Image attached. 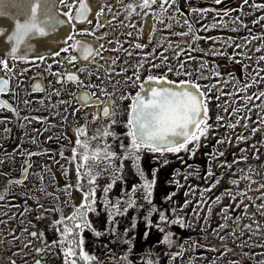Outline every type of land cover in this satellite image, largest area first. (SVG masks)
Wrapping results in <instances>:
<instances>
[{
	"label": "flooded vegetation",
	"instance_id": "af4514ba",
	"mask_svg": "<svg viewBox=\"0 0 264 264\" xmlns=\"http://www.w3.org/2000/svg\"><path fill=\"white\" fill-rule=\"evenodd\" d=\"M30 3L0 0V264H80L76 240L95 231L90 220L104 231L133 225L140 157L151 199L167 190L177 205L173 224L160 225L180 245L165 262L264 264V0H85L82 20L79 0H40L66 21L43 35L52 45L28 53V38L3 51ZM146 76L198 86L199 139L177 151L128 148V106ZM126 200L130 216L109 210Z\"/></svg>",
	"mask_w": 264,
	"mask_h": 264
},
{
	"label": "snow or ice",
	"instance_id": "6c2138e0",
	"mask_svg": "<svg viewBox=\"0 0 264 264\" xmlns=\"http://www.w3.org/2000/svg\"><path fill=\"white\" fill-rule=\"evenodd\" d=\"M128 7L132 8V5L130 4ZM69 10L71 11V5ZM87 11L88 5L85 0H79V7L75 9V18L84 19ZM2 14L8 15V13ZM64 15L69 16V13L66 12ZM71 19L72 17L69 16V21ZM64 23L66 21L50 14L48 9L40 3V0H31L30 13L27 18L23 21L16 20L14 27L6 38L11 42V50L15 53L17 47L27 38L44 35L46 31H53L56 25ZM5 31L4 27H0V33ZM79 44V41H74L71 47L77 48ZM90 51L88 45L83 46L84 55H87ZM72 59H76V57L73 56ZM3 63L4 61H0V64ZM72 78L74 79V77ZM164 79L163 76H146L144 81L141 82L140 89L132 98V103L128 106L127 121L128 136L130 138L129 149L136 150L146 146L153 151H163L164 146H168V150L177 151L179 148H183L189 140L199 139L200 134L207 128V124L204 122L207 116V106L204 103L203 93L198 91V86L195 91L186 86L190 83L189 81H181L179 89L163 85L157 86L155 82ZM4 84H6V81L0 80V91L5 90ZM107 110L105 108L106 112ZM176 137L181 139L177 141ZM77 143L79 144L80 141L78 140ZM75 151L74 148L73 152L75 153ZM108 155L112 156L115 153L109 152ZM84 159L85 156H81V160ZM145 187L150 191L147 181H145ZM105 191H107V188ZM88 195L89 193H84L85 198ZM87 203V199L82 200L79 207L83 209ZM164 218L163 213H161V219ZM109 219H111V216H109ZM55 223L60 222L56 221ZM77 227H79V223H77ZM70 232H72V229L66 226L64 233L61 235L65 236ZM67 243L71 245L72 241ZM63 251L67 257L74 255L72 247L64 248ZM79 254L87 261L88 257L82 248ZM71 264H76V261L72 260Z\"/></svg>",
	"mask_w": 264,
	"mask_h": 264
},
{
	"label": "rangeland",
	"instance_id": "374dc122",
	"mask_svg": "<svg viewBox=\"0 0 264 264\" xmlns=\"http://www.w3.org/2000/svg\"><path fill=\"white\" fill-rule=\"evenodd\" d=\"M148 167L147 159L140 157V165L137 171L139 175L138 203L135 206V208L137 207L136 213L138 218L136 221H133L134 224L131 225L129 221H123L119 224L116 222L115 225L113 224V227H109L108 225L106 231H104L105 229L97 221L90 220V224L87 227L90 230H95L96 233H94L95 231L89 232V230H85L83 235L76 240L78 243H76L75 251H80L82 248L88 257L87 261L79 260L80 264L82 262H85V264H154L151 258L148 259L147 256L162 244L161 239L164 237H160V225L165 222L167 223V221L173 224L175 220L173 214L177 210V205L167 203L169 198L168 191H159L158 188H156V197L152 198V202L151 190L149 191L145 187V181L148 180ZM127 191L130 192V189ZM117 204L119 206H110L109 210L114 207L115 212L122 207V209L129 211L127 217L130 216L132 213L130 202L127 203L126 200L121 204L118 201ZM161 213H163L164 219H161ZM132 226L135 227L134 231L131 230ZM100 230L103 232L100 233ZM124 231L125 233H123ZM120 238H123V240ZM132 238L136 246L134 247L133 245L134 250L130 252L133 244ZM188 243H192L189 238L185 244L188 245ZM190 250H192L191 247L184 253ZM190 260L192 263H186L195 264L192 259ZM156 264H180V260L177 259V256L166 262L165 258H161Z\"/></svg>",
	"mask_w": 264,
	"mask_h": 264
},
{
	"label": "water",
	"instance_id": "95a60500",
	"mask_svg": "<svg viewBox=\"0 0 264 264\" xmlns=\"http://www.w3.org/2000/svg\"><path fill=\"white\" fill-rule=\"evenodd\" d=\"M35 37L31 36L29 37V40L28 38V42L30 43H27L26 45L23 44L22 47H24V51L25 52H28V53H42L43 51H45V49H48L52 43L48 42L47 40H45L44 36L43 35H38V43L37 42H33ZM21 45V44H20ZM11 45H2V50L5 51V52H10L11 51ZM19 47V46H18ZM157 84V86H165V87H175L177 89H179L181 87V85H175V84H171V83H167V82H164V81H160V82H155ZM188 88H190L191 90H197L196 87H194L193 85L191 84H188L186 85ZM177 141H179L181 138L180 137H176L175 138ZM164 147H168V146H164Z\"/></svg>",
	"mask_w": 264,
	"mask_h": 264
},
{
	"label": "trees",
	"instance_id": "16d2710c",
	"mask_svg": "<svg viewBox=\"0 0 264 264\" xmlns=\"http://www.w3.org/2000/svg\"><path fill=\"white\" fill-rule=\"evenodd\" d=\"M172 238H173L172 236L168 235L166 238H164L161 241L162 242V246H161L162 248L161 249H163L164 247H166L167 248V251H160V252L157 253L158 255H156L153 252H151V253L148 254L147 258L148 259L151 258V260L154 262V264H156L159 261V259H161L163 257H167V256H169V254L172 256L174 254V252L176 251L175 249L179 248V246H180L179 245L176 248L175 247H172V246L175 245V240H173L174 238L173 239ZM120 239L123 240V238H120ZM133 245H134V247L136 246L135 243H134V239H133V244H132V248L130 249V252H132L134 250L133 249L134 248Z\"/></svg>",
	"mask_w": 264,
	"mask_h": 264
}]
</instances>
